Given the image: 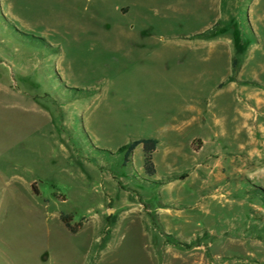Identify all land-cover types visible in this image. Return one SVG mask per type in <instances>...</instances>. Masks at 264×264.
<instances>
[{
	"label": "rangeland",
	"instance_id": "1",
	"mask_svg": "<svg viewBox=\"0 0 264 264\" xmlns=\"http://www.w3.org/2000/svg\"><path fill=\"white\" fill-rule=\"evenodd\" d=\"M262 172L264 0H0V264H264Z\"/></svg>",
	"mask_w": 264,
	"mask_h": 264
},
{
	"label": "trees",
	"instance_id": "2",
	"mask_svg": "<svg viewBox=\"0 0 264 264\" xmlns=\"http://www.w3.org/2000/svg\"><path fill=\"white\" fill-rule=\"evenodd\" d=\"M142 146L145 154V171L148 176L154 177L156 172L153 164V155L157 150L158 142L156 140H141L133 142L132 144L120 149V154L124 155L125 160L129 159V157L133 154V152L138 148ZM35 195L37 193L34 192ZM62 223L66 227V229L71 234H77L78 229L71 226V220L70 218L63 217Z\"/></svg>",
	"mask_w": 264,
	"mask_h": 264
},
{
	"label": "crops",
	"instance_id": "3",
	"mask_svg": "<svg viewBox=\"0 0 264 264\" xmlns=\"http://www.w3.org/2000/svg\"><path fill=\"white\" fill-rule=\"evenodd\" d=\"M190 131L185 129L183 131H180V130H176V129H173V131H170L168 133H166L167 135L168 134H172V138H176L177 136H182V134L184 133H189Z\"/></svg>",
	"mask_w": 264,
	"mask_h": 264
},
{
	"label": "bare ground",
	"instance_id": "4",
	"mask_svg": "<svg viewBox=\"0 0 264 264\" xmlns=\"http://www.w3.org/2000/svg\"><path fill=\"white\" fill-rule=\"evenodd\" d=\"M260 175L264 177V172H262Z\"/></svg>",
	"mask_w": 264,
	"mask_h": 264
}]
</instances>
